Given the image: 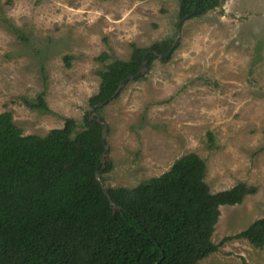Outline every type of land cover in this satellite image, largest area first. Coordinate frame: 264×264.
Masks as SVG:
<instances>
[{"label":"rangeland","instance_id":"374dc122","mask_svg":"<svg viewBox=\"0 0 264 264\" xmlns=\"http://www.w3.org/2000/svg\"><path fill=\"white\" fill-rule=\"evenodd\" d=\"M179 1L0 0V115L11 112L25 136L67 118L83 125L111 63L133 46L176 42ZM41 94L49 112L25 103ZM101 116L113 166L105 187L134 188L195 153L213 193L257 189L221 207L215 244L264 218V0H228L187 20L170 58L128 82ZM198 264H264V249L234 240Z\"/></svg>","mask_w":264,"mask_h":264},{"label":"trees","instance_id":"16d2710c","mask_svg":"<svg viewBox=\"0 0 264 264\" xmlns=\"http://www.w3.org/2000/svg\"><path fill=\"white\" fill-rule=\"evenodd\" d=\"M227 1L180 0L178 20L201 18ZM174 41L133 46L129 60L111 63L89 99L91 109L138 75L148 52L150 71ZM25 103L50 110L43 94ZM102 110L93 120L85 115L83 125L67 118L44 137L25 136L11 112L0 115V264H198L234 240L264 249V218L220 245L213 242L221 207L241 205L257 189L239 183L213 193L207 164L195 153L134 188L107 186L110 201L102 183L113 166L103 165V126L95 120L103 119Z\"/></svg>","mask_w":264,"mask_h":264},{"label":"water","instance_id":"95a60500","mask_svg":"<svg viewBox=\"0 0 264 264\" xmlns=\"http://www.w3.org/2000/svg\"><path fill=\"white\" fill-rule=\"evenodd\" d=\"M183 23H184V20H182L181 22H179V24L177 26L178 37H177L176 42L173 45V49L170 50L166 55H162V56H160V55L158 56L157 55L161 60L168 59L172 55V53L174 52V50L177 48V46L179 45L180 35H181V30H182ZM150 54H151V52H148L146 54V56L144 58L143 66H142L141 71L139 72V74L136 75V76H131L126 81H124L120 85L117 93L120 92L123 89V87L126 86V84L128 82H130L131 80L139 79V78L143 77L146 74V72L148 71V63H149V56H150ZM116 94L111 99H109L108 101H106L104 103H101V104L97 105L96 107H94L92 109L91 113H90V118L93 120L94 117H95V114H96V110L99 109V108H101V107H103L104 105H106L107 103H109L111 100H113L114 97L116 96ZM95 120L98 121L103 126V139H104V145H105L106 151H105V153H104V155L102 157V162H103V165L105 166L106 162L108 161V154H109V144H108V141H107V137H108V134H109V127H108V124L106 123L105 120H103V119H95ZM101 173H102V171L97 173V178H98L99 181H101ZM102 185H103L104 192L106 193V195L108 196L109 200L111 201V198H110V196L108 194V191H107L105 185L103 183H102Z\"/></svg>","mask_w":264,"mask_h":264}]
</instances>
